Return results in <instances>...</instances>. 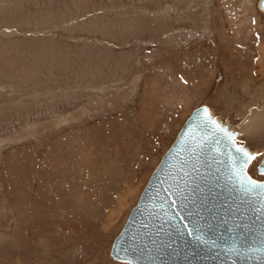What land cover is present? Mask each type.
Listing matches in <instances>:
<instances>
[{"label": "rangeland", "instance_id": "obj_1", "mask_svg": "<svg viewBox=\"0 0 264 264\" xmlns=\"http://www.w3.org/2000/svg\"><path fill=\"white\" fill-rule=\"evenodd\" d=\"M261 0H0V264L113 244L200 107L264 158Z\"/></svg>", "mask_w": 264, "mask_h": 264}, {"label": "water", "instance_id": "obj_2", "mask_svg": "<svg viewBox=\"0 0 264 264\" xmlns=\"http://www.w3.org/2000/svg\"><path fill=\"white\" fill-rule=\"evenodd\" d=\"M236 137L205 107L196 109L116 238L112 258L130 264H264V181L242 164Z\"/></svg>", "mask_w": 264, "mask_h": 264}, {"label": "snow or ice", "instance_id": "obj_3", "mask_svg": "<svg viewBox=\"0 0 264 264\" xmlns=\"http://www.w3.org/2000/svg\"><path fill=\"white\" fill-rule=\"evenodd\" d=\"M236 151L241 154L242 164L244 166L251 165L254 161L257 160V156L259 155V154L249 153L244 148H237ZM261 165L262 166L260 168V171H261V174L264 175V162H261ZM250 183L253 184V185L256 184L255 181H251V180H250Z\"/></svg>", "mask_w": 264, "mask_h": 264}, {"label": "bare ground", "instance_id": "obj_4", "mask_svg": "<svg viewBox=\"0 0 264 264\" xmlns=\"http://www.w3.org/2000/svg\"><path fill=\"white\" fill-rule=\"evenodd\" d=\"M226 129H229L228 127H226V126H224ZM229 130H231V129H229Z\"/></svg>", "mask_w": 264, "mask_h": 264}]
</instances>
